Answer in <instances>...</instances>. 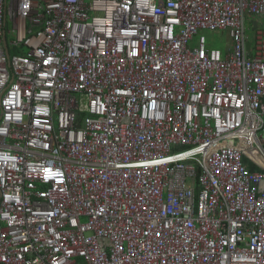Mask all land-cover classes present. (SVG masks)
Instances as JSON below:
<instances>
[{"label": "built area", "instance_id": "1", "mask_svg": "<svg viewBox=\"0 0 264 264\" xmlns=\"http://www.w3.org/2000/svg\"><path fill=\"white\" fill-rule=\"evenodd\" d=\"M257 151L264 0H0V264H264Z\"/></svg>", "mask_w": 264, "mask_h": 264}, {"label": "rangeland", "instance_id": "2", "mask_svg": "<svg viewBox=\"0 0 264 264\" xmlns=\"http://www.w3.org/2000/svg\"><path fill=\"white\" fill-rule=\"evenodd\" d=\"M255 21L248 19L247 20V26H252L254 25ZM8 28H10V24L8 25ZM248 34L251 35V39L253 38V30L250 32L248 31ZM15 34H8L7 35V39L8 41L10 40H14L15 39ZM206 37L208 39V43L210 44L211 47L214 48H220L221 50H223L228 44H229V35L227 32H206ZM254 42V40H252ZM27 47L25 45H19V46H15L14 48H12L10 50L11 54H15V53H22L23 51H26ZM258 159L262 162L264 161V155L261 154L260 152H256Z\"/></svg>", "mask_w": 264, "mask_h": 264}, {"label": "crops", "instance_id": "3", "mask_svg": "<svg viewBox=\"0 0 264 264\" xmlns=\"http://www.w3.org/2000/svg\"><path fill=\"white\" fill-rule=\"evenodd\" d=\"M230 44H231V41H229V44H228L226 47H230ZM226 47H225V48H226ZM225 48H224V49H225ZM219 49H220V48H219ZM224 49H223V50H224ZM257 166H259V165H256V166H254V167H255V168H258Z\"/></svg>", "mask_w": 264, "mask_h": 264}, {"label": "water", "instance_id": "4", "mask_svg": "<svg viewBox=\"0 0 264 264\" xmlns=\"http://www.w3.org/2000/svg\"><path fill=\"white\" fill-rule=\"evenodd\" d=\"M4 45H5V48L7 47V44H6V40L4 38ZM248 47H249V44H248Z\"/></svg>", "mask_w": 264, "mask_h": 264}, {"label": "clouds", "instance_id": "5", "mask_svg": "<svg viewBox=\"0 0 264 264\" xmlns=\"http://www.w3.org/2000/svg\"><path fill=\"white\" fill-rule=\"evenodd\" d=\"M259 169V168H258Z\"/></svg>", "mask_w": 264, "mask_h": 264}]
</instances>
